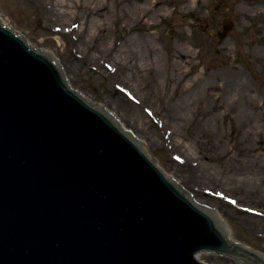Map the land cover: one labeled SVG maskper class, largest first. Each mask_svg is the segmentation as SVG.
Wrapping results in <instances>:
<instances>
[{
  "label": "rangeland",
  "instance_id": "1",
  "mask_svg": "<svg viewBox=\"0 0 264 264\" xmlns=\"http://www.w3.org/2000/svg\"><path fill=\"white\" fill-rule=\"evenodd\" d=\"M156 1L0 0V21L52 53L74 90L112 113L234 240L264 255V0H193L207 22L186 0H164L156 17ZM103 7L106 18L94 13ZM226 21L233 29L220 41ZM126 38L155 45L154 62L121 71Z\"/></svg>",
  "mask_w": 264,
  "mask_h": 264
},
{
  "label": "water",
  "instance_id": "2",
  "mask_svg": "<svg viewBox=\"0 0 264 264\" xmlns=\"http://www.w3.org/2000/svg\"><path fill=\"white\" fill-rule=\"evenodd\" d=\"M232 29L224 22L220 40ZM227 231L0 22V264H264Z\"/></svg>",
  "mask_w": 264,
  "mask_h": 264
},
{
  "label": "bare ground",
  "instance_id": "3",
  "mask_svg": "<svg viewBox=\"0 0 264 264\" xmlns=\"http://www.w3.org/2000/svg\"><path fill=\"white\" fill-rule=\"evenodd\" d=\"M46 1V0H44ZM164 0H157L156 2L152 3L149 7V12H152L154 16L159 17L161 10H159V6L161 5V3ZM201 0H196V8L197 6H199ZM229 0H225V4H228ZM46 4H50L47 8L48 12H51L53 10H57L55 6H53L51 3H47ZM186 6L187 8L190 9V12L193 15H196V18L198 19L199 22H207L208 21V17L206 15H204L201 12V9H194V3L193 0H186ZM158 8V9H157ZM94 13L97 16H104L105 18L107 16H109V13H107V10L103 7L102 9H96V11L94 10ZM102 18V17H101ZM156 25L155 24H151L150 27L154 28ZM218 34V33H217ZM155 45H152V43L147 40L146 38H126L123 43L120 46V51L118 56L120 58H124V63L121 65V67L119 66V69L122 71L124 68L126 70H131V69H138L141 68L139 65H137V63L139 61H143V62H151L153 63V53H155L157 51V48L154 47ZM156 54V53H155ZM55 59V57H53ZM57 60V59H55ZM221 88V87H220ZM219 88V90H220ZM86 98V97H85ZM87 101L90 102V100L88 98H86ZM124 128V125L121 126V128ZM221 219V223L222 225H224L226 228V223ZM228 230V228H227ZM231 237V239H233V237L231 236L230 231H227ZM248 247V246H247ZM250 248V247H249ZM200 259V258H199Z\"/></svg>",
  "mask_w": 264,
  "mask_h": 264
}]
</instances>
